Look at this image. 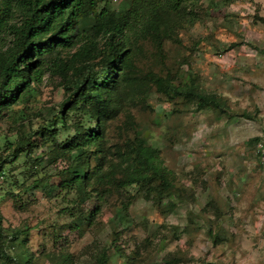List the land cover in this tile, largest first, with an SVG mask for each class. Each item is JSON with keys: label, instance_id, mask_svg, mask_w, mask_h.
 <instances>
[{"label": "rangeland", "instance_id": "rangeland-1", "mask_svg": "<svg viewBox=\"0 0 264 264\" xmlns=\"http://www.w3.org/2000/svg\"><path fill=\"white\" fill-rule=\"evenodd\" d=\"M122 2L101 0L98 8L106 19ZM191 17L193 24L175 28L161 47L137 43V77L124 85L117 115L107 123L109 163L123 161L134 137L143 139L159 149L185 194L172 198L170 210L166 199L158 203L124 187L126 162L98 189L102 199L93 192L81 200L75 189L50 194L63 162L51 163V147L36 137L31 158L21 155L8 179H0L3 226L28 230L34 264H55L61 252L70 256L68 264H98L94 255L103 247L107 264H168L170 256L177 264H264V0H201ZM188 74L200 90L222 98L229 116L187 109L154 84L155 78L178 83ZM64 75L47 71L33 97L3 110L0 155L47 122L67 93ZM91 210V223L78 226L82 211Z\"/></svg>", "mask_w": 264, "mask_h": 264}, {"label": "trees", "instance_id": "trees-1", "mask_svg": "<svg viewBox=\"0 0 264 264\" xmlns=\"http://www.w3.org/2000/svg\"><path fill=\"white\" fill-rule=\"evenodd\" d=\"M200 1L123 0L121 10L105 19L104 9L98 8L101 0H0V118L3 110L34 96L47 71L64 70L67 83L64 99L51 109L47 122L9 143L8 154L0 155V179H8L11 166L21 155L31 158L33 139L38 137L51 147L47 154L51 163L63 162L57 172L58 184L48 188L50 194L75 189L81 200L93 192L99 198L103 184L113 179L126 162L121 185L135 186L158 203L166 199L165 208L172 210V198L183 196L185 191L162 162L159 149L134 137L127 144L123 161L111 164L107 159V123L117 115L124 85L137 77V43L153 41L161 47L175 28L193 24L191 16ZM7 36L11 38L3 47ZM79 61L82 63L78 66L70 64ZM69 71L74 75L67 79ZM184 79L175 83L155 78L154 84L169 100H178L187 109L194 106L195 112L211 109L229 116L221 97L200 90L191 74ZM242 116L248 117L244 113ZM107 164L109 169L104 170ZM93 214L96 211H82L78 226L90 224ZM27 232L4 228L0 214V264H34L25 245ZM209 235L214 241L220 240L219 234L211 230ZM11 242L17 248L12 254L8 247ZM50 255L40 253L53 259ZM57 257L55 264L70 262L67 253ZM94 257L98 264H107L108 248L98 250ZM169 258L168 264L179 262V258Z\"/></svg>", "mask_w": 264, "mask_h": 264}]
</instances>
